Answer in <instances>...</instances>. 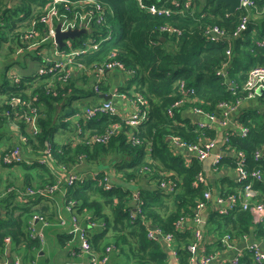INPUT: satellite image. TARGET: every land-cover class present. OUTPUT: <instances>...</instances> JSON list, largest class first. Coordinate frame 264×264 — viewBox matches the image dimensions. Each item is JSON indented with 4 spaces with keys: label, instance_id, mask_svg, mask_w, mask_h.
<instances>
[{
    "label": "trees",
    "instance_id": "1",
    "mask_svg": "<svg viewBox=\"0 0 264 264\" xmlns=\"http://www.w3.org/2000/svg\"><path fill=\"white\" fill-rule=\"evenodd\" d=\"M46 1L0 0V49L5 44V52H0V96L6 95L5 102L0 104V138L4 134L1 130L8 128L9 121L15 120V126L22 122L16 129L11 128L15 131V139L9 147L0 151L1 155L18 145L25 148L26 142L20 140L21 134L29 136L32 148L43 151L51 147L52 156L56 159L55 166L59 171L61 166L70 170L82 161L85 162L88 168L84 171L88 172V177L67 186L65 195L68 201H74L78 213L89 210L98 217L86 218L85 214L82 217L80 215V221H85L82 224L96 250L102 252L107 245H113L123 251L126 257H136L140 264H167V253L162 249L161 241L149 239L146 235V223H150L163 233L173 234L177 252L183 260L186 257L185 246L193 235L190 229L176 228V221L181 217L189 218L194 215L197 200L203 197L206 189H211V185L194 183L198 174L204 173L201 160L194 156L186 164L179 152L180 149H185L176 146L177 144L174 147L170 138L200 144L215 138L219 130L216 127L198 128L196 124L191 125L189 119L180 116V110L184 106L174 108L171 114L168 113V108L181 97V81L186 87L194 88V93L187 97L190 101L186 105L189 107L201 108L218 115V102H235L236 97L227 89L229 82L226 81V76L241 84L250 67L264 65V53L255 45L256 39L264 38V0H254L253 8L250 7L247 11L239 8L234 13L227 12L228 6L225 3L216 4L213 0H144L173 9L174 12L170 15L147 13L138 7L136 0H98L104 6L105 22L96 28L87 29L80 39H73V44L90 36L101 38L108 32L111 39L101 42L97 50L77 57L75 62L82 63L86 70L111 54L121 61L124 68L134 71L128 88L120 90L131 97H134V92L141 95L140 105L146 115L134 127L125 125L120 117L108 112L90 119L80 118L77 121L79 126L76 127L70 116L96 102L88 104V101H79L73 104V101L88 95H95L98 99V94L88 86L87 75L77 77L71 74L62 81L58 75L36 74L37 68L45 63L43 56L37 54L41 46L38 48L37 44L31 45L37 42L36 38L24 41L20 36L30 25V21L40 15ZM176 10L179 11L175 12ZM245 12L250 15L252 22L249 21L247 28L234 37L233 33ZM115 23L120 25L119 32L114 29ZM167 25L178 28L180 33L164 31L162 26ZM214 25L223 29L225 34L211 41L206 37L205 29ZM39 29L43 30L41 24L38 31ZM241 35L243 36L239 38ZM63 47L68 50L69 46ZM226 50L230 53L227 54ZM28 57L36 64L32 73L25 72L27 65L24 60ZM223 62L227 64V75L216 73ZM11 65L19 67L21 72H9ZM132 84H135L134 92L130 93ZM104 86L99 84L100 91L107 90V86ZM16 95L31 100L36 108L39 130L35 135H27L23 122L25 118L22 117L27 107L12 103L11 97ZM256 100L254 114L249 111L250 113L245 112L239 117L249 127L247 136L239 137L235 134L230 144L236 150L244 151L245 167L248 170L259 168L264 174V160L257 161L253 157V152L264 144V92ZM57 107H60V111H57ZM114 122L123 125L119 133L106 142L88 141V135L105 133ZM59 128L63 133H68L61 144L55 140ZM75 137L86 140L71 143V138ZM223 162H218L217 167L230 163L228 160ZM108 164L114 169L102 170ZM19 165L28 168L26 164ZM105 171L112 183L110 189H105L98 182L103 180ZM94 172L98 177L92 175ZM35 176H38V181H34ZM141 178L152 181L156 187H138L141 210L131 219V201L136 191V181L139 182ZM25 179V185L21 186L23 190L26 187L53 183L56 176L52 173L34 175L26 172ZM161 179L176 180L177 189L171 193L165 192L158 186ZM259 185L264 192L263 182L254 180L252 183L254 189ZM16 195L11 191L0 196V257L3 259L6 257V236L15 245L23 243L36 248L38 240L28 235L29 220L34 212L50 218L45 213L46 207L33 208L28 201L20 203L16 200ZM13 203L17 204L11 205ZM105 207L110 210L107 215L102 213ZM15 209L19 210L18 213L14 212ZM63 213L68 212L64 210ZM101 217L105 219V229L92 233V230H100ZM93 220L98 226H88V221ZM249 220L248 210L236 209L227 215L211 217L208 228L219 229L220 233L217 232L220 236L225 233L239 236L249 231ZM263 229L264 225L257 227L259 235ZM58 237L62 243L68 239V236L62 234ZM244 264H255L251 255Z\"/></svg>",
    "mask_w": 264,
    "mask_h": 264
},
{
    "label": "built area",
    "instance_id": "2",
    "mask_svg": "<svg viewBox=\"0 0 264 264\" xmlns=\"http://www.w3.org/2000/svg\"><path fill=\"white\" fill-rule=\"evenodd\" d=\"M138 7L150 14H164L170 15L174 12L173 9H170L167 6L158 5L156 2L147 3L144 0H136ZM254 0H240V9L247 11L250 7L254 6ZM186 5V4H185ZM179 10H176L177 12ZM250 21V15L245 12L242 14L240 19V23L238 24L236 30L233 33V36L236 37L240 34V32L244 31L247 28V25ZM105 22L104 17V6L98 0H47L44 6L42 7L41 13L39 16L33 18L30 21V26L25 29V31L21 34L20 38L24 41L30 40L32 38H36L38 33H41V41H50L51 44L56 45L57 42L55 40L56 27L59 25L60 31H67L72 29H80L84 28L91 29L93 27L101 26L102 23ZM42 25V29H39V25ZM162 29L171 34L176 33L179 34L180 30L173 26H162ZM224 30L220 27L214 25L205 29V35L207 38L214 41L218 37H222L224 35ZM111 39V34L108 32L101 38L95 37H87L80 41L79 46L77 48H70L69 50H64V53L57 59L52 60L51 58H45L42 65L37 68L36 74L38 75H58L59 80L65 81L72 74L71 67L73 65H77L79 68L85 70V66L82 63H76L75 59L83 54H86L90 51L97 50L99 45L103 41H107ZM36 43H32L34 46ZM72 44L68 42V46L70 47ZM255 45L264 53V38L257 39L255 41ZM40 51H38V54ZM226 53L229 54V50H226ZM113 67H119L125 70V72L133 75V70L124 68L121 61L114 58L113 55H109L102 62L93 63L89 68L86 69V72L94 73L98 78H101L106 70H109ZM91 68V69H90ZM227 64L223 62L222 66L216 71L217 74L227 75ZM17 80V78H16ZM99 84L100 82L95 83L94 92L99 93ZM227 89L231 91L236 100L234 103L229 101H220L217 103L216 107L219 109V114L215 115L214 113H208L201 108L190 107L196 113H199L211 121L215 122L220 127H224L222 130V144L226 149H232L233 147L230 144V141L233 135H237L239 137H245L248 134L249 127L242 122V119L239 117H232L233 113L236 110V107L239 103L244 102L245 100L251 99H259L261 94L264 92V65H254L249 68L247 71L246 79L238 84L236 82L230 81L228 83ZM179 91L181 97L171 103L168 108V113L171 114L174 108H181L184 106L189 107L186 103L190 100L187 97L194 93L193 87H186L181 81L179 84ZM13 104L17 103L22 106H26L27 109L24 110L22 117L25 118L27 125H29L27 135H35L38 132L37 126V113L36 108L32 105L31 100H27L22 98L19 95L12 96ZM132 102L134 105V112L130 115H121L119 110L113 105L110 100H102L98 101L94 104L88 105L82 109L81 112L75 113L73 116V120L76 123V127L79 126L77 121L80 118L90 119L97 114H101L103 112H108L110 115H117L121 117L125 125L135 126L141 119H143L146 115V112L141 107L140 103L142 102L141 95L138 92H134V97L132 98ZM232 123L235 126V130H233L230 125ZM119 122H114L110 128L103 134H91L88 135L87 139L89 142H106L108 138H111L112 132H116L120 127ZM198 128H203L206 125L203 122L197 123ZM219 127V128H220ZM117 133V132H116ZM218 136L215 138L206 140V142H201L203 144H189L183 141H178L176 137L173 138L176 146L183 147L188 153L194 154V156L198 157L201 161L210 156L212 148L215 146ZM83 138V137H82ZM81 138V139H82ZM79 139V138H78ZM20 140L22 142H26V145H30L29 136H24L20 134ZM138 141V140H136ZM235 161L233 168L237 172L236 182L239 185V188L234 190V192H230L229 194L222 195L218 194L215 198L216 202L219 204L228 203L227 209H219L218 214L224 215L236 209H244L248 210L250 213L251 223L254 225L263 224L264 223V200L258 196V192L253 188L252 183L254 180L260 181L264 183V174L258 169L248 170L245 167V157L244 151L241 149H235ZM44 156L43 161H47L52 158L51 147L46 148L41 153ZM24 157V147L21 145L15 146L12 149L4 152L0 159L2 163L6 165H11L15 163H19L23 160ZM253 157L255 160L260 161L264 160V144L259 147V149L253 152ZM221 162V156L217 155L213 157L212 164L217 167V163ZM220 166V165H219ZM61 172L64 173L65 177V191L67 186L72 185L76 181H82L84 179V175L82 173H77L74 169L66 170L64 166L61 167ZM97 173H92L94 177H98ZM194 183H203L209 185V181L204 173L200 172L197 176V179ZM99 183L105 188L110 189L112 187V183L107 171H105V175L103 180H99ZM61 180L58 177L55 182L50 184H45L43 186H34V187H26L24 193L32 196H43V197H52V195L61 189ZM178 182L176 180L168 179L166 181L160 180L158 186L163 190H167V192L171 193L177 189ZM65 193V192H64ZM139 192L135 191L133 198H137V204L133 209V213L130 214V218H135V213L140 212V203L142 202L139 199ZM213 197L212 190L206 189L203 193V197L198 199L194 206V216L192 217L193 221L196 223L195 227L192 229L193 238L192 240L185 246L188 261L186 263L176 262L175 264H209L214 258L215 254L213 252H209L207 248L201 243L203 240L204 232L202 229V224L200 217V211L204 209L208 202ZM63 207L69 213V216L66 217L59 209L57 210L56 216L58 218V224L61 227L67 226V233H73L77 235V246L74 250H72L73 254H77L80 256V260L76 264H110L109 263V255L112 250L116 249L113 245H107L102 252H99L95 249L91 239L88 237L86 232V228L80 223V215L77 211V207L74 205V201H68L66 198L63 201ZM54 213V215H55ZM185 218L181 217L176 221V228L179 227L180 223ZM35 221H40V227L35 226ZM50 224L49 220L41 215V214H33L29 220L28 224V235L30 238L39 240V243H43L45 240L44 236V227ZM101 224V223H100ZM102 225V224H101ZM88 226L96 227L98 223L96 221H88ZM146 235L149 239H160L165 243V247L176 255V250L174 248L175 238L172 233H163L159 228H152L150 223H146ZM246 235H242L241 238H245ZM235 237L229 233L223 234L219 237V243L223 245V247L230 248L234 245ZM264 240V235H263ZM10 241V237H5L4 242L7 243ZM253 259L255 264H264V247H259L258 244L252 243L247 248ZM241 255H236L231 263L232 264H240ZM3 264H7L5 260ZM12 264H21L20 258L16 257L13 260Z\"/></svg>",
    "mask_w": 264,
    "mask_h": 264
},
{
    "label": "crops",
    "instance_id": "3",
    "mask_svg": "<svg viewBox=\"0 0 264 264\" xmlns=\"http://www.w3.org/2000/svg\"><path fill=\"white\" fill-rule=\"evenodd\" d=\"M251 22H252V20H250V23ZM242 36L243 35H241L239 38H241ZM41 37H42L41 33H38V35L36 37L37 45H38V48H39V46H42L41 48L38 49V51L51 56L53 58L52 60L60 57L59 50H65L66 48H64L63 46L67 45L68 42H72V45L70 47H67L68 50L70 48H77V46L79 44V43H76L74 45L73 44L74 40L69 39V38H65V39H63V43H64L63 46H59L58 43L56 45H54V44H51L50 41H41ZM78 38L80 39L81 36H79ZM26 60H30V63L27 64L25 72L29 71L30 73H32L36 68V64L34 62H31V59H26ZM71 72H72V75L73 74L77 75V77L81 76V75H87L89 88L93 89L95 83H97V82H100L102 84V86L105 85L104 87L107 86L106 87L107 90L105 89V90L97 93L98 99L95 98V95H88L87 97L79 98V101H88V104H90L94 101L98 102V101H102V100H107V99H104L103 97H101V94H106V95H110V98L108 100H110L113 103V105L119 110L121 115H130L134 112V105L132 102L133 97L129 96L128 94L123 95L122 91H120L121 89L128 88V82L130 81V77L132 76L131 74L125 72L124 69L119 68V67H113L109 70H106L101 78H98L92 72H90V73L84 72V69L79 68L77 65H73L71 67ZM226 81H228L229 83L231 81L228 76H226ZM79 83H81V81H79ZM134 87H135V84H132L130 91H129L130 93L134 92V90H133ZM93 91H94V89H93ZM133 96H134V93H133ZM257 101L258 100L251 99V100H245L244 102L239 103L237 105L236 110L233 113L232 117H240L243 113H245V112L247 113L249 111H251L252 114H254L253 111L255 109V103H257ZM251 106H253V107L251 110H249V108ZM255 112L258 113L257 111H255ZM180 116L183 119H189L191 125H195V124L197 125L198 122H203L207 127H216L219 130V132L217 134L218 137L216 138L217 142H216L215 146L212 148L210 156H208L207 158H205L204 160L201 161L202 162V169L205 173V176L207 177V179L209 181V184L211 185V190H212V194H213V197L208 202V205L200 211V217H199L201 219V222H203L202 229L204 232L203 240L201 241V243L207 248V250L209 252H213L215 254V258L209 264H232L231 261L236 255H241L240 264H244L246 261H248L250 259V254L248 251H246V248L250 244L256 243V244H258L259 247H262V248L264 247V240H263L264 229L262 231H260V235L258 234V230H257V227L261 226V224L254 225L251 223V220H249L250 221L249 222V231L245 232L243 234H239V236L234 235V237H235L234 245L231 246L230 248L223 247V245H221L219 243V237H221L219 234L220 233L219 229H217L215 227L208 228V224H210L209 221H210L211 217H213V216L219 217L220 215L218 214V210L221 208L222 209L228 208L227 202H225L224 204L217 203L215 200L216 196L219 193H223L225 195L229 194L230 192H233L234 190L239 188V185L236 182L237 172L234 170L233 165L231 164L232 162L235 161V151H234L235 148L226 149L224 147V145L222 144L221 137H222V130L225 129L224 127L219 126L220 127L219 128L218 126H216L217 124L215 122L211 121L209 118H207V117H205L199 113H196L192 108H190V107L181 108ZM70 118H71V116H70ZM9 123H11V126L8 127L7 131L10 132L14 136L15 131L12 130L11 128L16 129L15 120L9 121ZM230 127H232L233 130L236 129L233 123H232V125H230ZM62 131L63 130H58V132L56 134V136L59 137L58 138L59 140H56V141H58L60 144L66 140V137L68 135V133H63ZM14 138L15 137H13V140H14ZM170 141L173 144V146L176 147L175 142L172 138H170ZM32 149L33 148L30 145H25L24 157H23V160L21 161V163H15V164H11V165H13V166H18L19 164H26L27 165L28 161L33 162L39 158H41L40 160L43 161L44 156L41 154L42 150L41 149L39 150L37 148L38 153H33ZM179 152L181 153V156L183 157L184 162L186 164L190 163L191 158L194 157V154L188 153L186 150L180 149ZM217 155L221 156V161L223 160L225 162L228 160L230 163H227L224 165L222 164V165L216 167V169H215V167L212 164V161H213V157L217 156ZM0 157H1V152H0ZM148 159L150 160V158H148ZM47 161L51 162L52 159L51 160L49 159ZM0 162L2 163L1 159H0ZM2 164H4V163H2ZM8 166H10V165H8ZM19 166H22V165H19ZM52 167L54 170L56 169L55 165ZM76 167H77V169L75 170ZM76 167L74 168V171L77 173H82V172H84V170H86V168H88V166H86L85 162H83V161L81 163H79ZM113 169H114L113 166L108 164V166L104 167L102 170L112 171ZM6 172L9 173L10 175L17 176V177H20V175H21L19 173V171L17 169H14L13 167H11L10 171H7V169H6ZM12 172H15V174ZM52 174L56 176V179L59 177L61 180V183H62L61 189L57 190L52 195V197H49V198L48 197H45V198L41 197L40 198V197H35L32 195H27L24 193V190L21 189V187H17V186H22V185H18V184L16 187H13L10 191H8V192L14 191L15 193H17L16 200L19 201L20 203H26L28 201V204H30L31 207H33V208L46 207L45 213L50 216V218H47V219L49 220L50 224H52V225L44 227L45 240L41 244L39 243V240H38V247H36V248L34 246L29 245L28 243H27L28 245H25L23 243H21L19 245H15L14 242L11 241V238H10L9 242H7V243L4 242V251L6 252L5 253L6 257H4V259L0 257V264H3L5 260L7 261V264H12L13 260L16 257L20 258L21 264H76L81 259L79 255L72 253V250H74L78 244L77 243V239H78L77 235H75L73 233L68 234L67 233V226L61 227V225L58 224V218L56 216V213L54 215V212L55 211L57 212L58 209L62 213L65 210L63 207V201L66 198V195L64 193L65 192V190H64L65 184H66L64 173L56 169L54 171V173L52 172ZM10 178H11V176H10ZM136 183H137L136 189H134V190H136L138 192H140L139 189H142V188L154 189L156 187L155 183H153L152 181H149L145 178H141V180L139 182L136 181ZM40 186H42V184ZM138 187H139V189H138ZM256 190L258 192L259 198H260V196L262 197L263 191L260 190V185H259V187H257ZM164 191L166 192L167 190L165 189ZM260 193H261V195H260ZM22 196H24L25 199H22ZM38 199H41L42 201L40 203H36V201ZM131 203H132V209H134L135 205L137 204V198L134 197L132 199ZM16 204L17 203H13L12 205H16ZM105 208H104V212H105ZM109 212H110V210L108 208V213ZM35 213L36 212H34L33 214H35ZM194 213H195V211H194ZM83 214L86 215V218L94 217L93 214L91 213V211H89V210L84 211L82 213H79V215H81V217ZM64 215L66 217H68L69 213L64 214ZM192 217L185 218L180 223V225L178 227L179 230L190 229L191 233H192V229L196 225V223L193 221ZM34 223H35V226L37 228L40 227V224H41L40 221H38V222L35 221ZM80 223H81V221H80ZM82 223H85V221H82ZM83 227H85V226L83 225ZM105 227H106V222L104 223V229H105ZM208 229L210 230V232ZM212 230H216V231H212ZM99 231H102V229L101 230H92V233L99 232ZM59 234L68 236V239H66L65 243L61 242V239L58 237ZM244 234L246 235V237L241 238V236ZM6 237H9V236H6ZM192 238H193V236H192ZM157 239H159L161 241V245H162L161 247L167 253V255H166V263L167 264H175L176 262L186 263L188 261L187 253H186V257L182 260L180 254L177 252L176 240L174 242V248L176 250V255L174 256L173 253L165 247V243L163 242V240L160 239V237H158ZM185 251H186V249H185ZM136 259H137L136 257L131 258L130 255H128L126 257L124 255V252L119 250L118 248L112 250L110 255H109V263L110 264H140L137 262ZM150 264H152V263H150Z\"/></svg>",
    "mask_w": 264,
    "mask_h": 264
},
{
    "label": "rangeland",
    "instance_id": "4",
    "mask_svg": "<svg viewBox=\"0 0 264 264\" xmlns=\"http://www.w3.org/2000/svg\"><path fill=\"white\" fill-rule=\"evenodd\" d=\"M13 2H14V0H13ZM30 25H28L26 28H28ZM25 28V29H26ZM114 29H116V31L117 32H119L120 31V25L118 24V23H115V25H114ZM113 38H115V35L113 34ZM71 44H72V42H71ZM67 45H68V43H67ZM2 47H1V49H0V52L3 54L5 51H4V47H5V44H2L1 45ZM42 47V46H41ZM40 47V48H41ZM18 51V50H17ZM91 52V51H90ZM20 53H21V51L18 53V55H19V59L21 58V55H20ZM38 53V52H37ZM64 53V50H59V55L61 56L62 54ZM89 53V52H88ZM40 55H42L43 56V58H42V60H44L45 58H51V59H53L51 56H49V55H47V54H45V53H42V52H40L39 53ZM54 55V54H53ZM26 59H29V57L28 58H26ZM24 60V61H26V65L28 64V63H30V60ZM36 60H38V59H36ZM40 61V60H39ZM91 69V68H90ZM21 72V70L19 69V67H17L16 65H11L10 67H9V72H12V73H16V72ZM84 72H86V70H84ZM240 72H242V71H240ZM247 74V73H246ZM231 81H233V82H237L236 80H234V79H231ZM48 85H50V84H48ZM123 95L125 94V93H122ZM5 97H6V95H2V96H0V104H2L3 102H5ZM4 100V101H3ZM7 100V99H6ZM77 100H75V101H73V104H76L77 102H76ZM12 103H13V100H12ZM57 111H60V107H57ZM248 115H250V114H248ZM73 117L74 116H72L71 117V119H73ZM119 117V116H118ZM121 118V117H120ZM24 127H25V130H26V132L28 133V129H29V125H27V123H26V120L24 119ZM22 122L20 121V122H18L17 124H16V126L18 127L20 124H21ZM11 126V123H7V127H10ZM122 127H123V125H121L118 129H117V131L116 132H120V130L122 129ZM134 127V126H133ZM207 128H210V127H207ZM196 129H198V128H196ZM8 130V128L5 130V131H3V130H1V133H4L3 134V136L0 138V150H2L3 148H6V147H9L10 146V144L13 142V135L10 133V132H8L7 131ZM10 130V129H9ZM58 130H62V129H58ZM199 130V129H198ZM116 132L114 131V132H112V134H111V136H114L115 134H116ZM29 134V133H28ZM59 137H55V140H59L58 139ZM15 139V138H14ZM78 140H86L85 138H82V139H78L77 137H75L74 139H72L71 138V143H76ZM58 142V141H57ZM206 142V141H205ZM201 144H203V143H201ZM33 150V153H38V149L36 148H33L32 149ZM41 158H39V159H36V161H33V162H31V161H28L27 162V166H28V168H24L23 166H8V165H4V164H2L1 162H0V196H4V195H6V193L8 192V191H10L13 187H16L17 186V184L18 185H25V182H26V179H25V174H26V172L27 173H32V174H34V175H36V174H38L39 175V173H43L44 175H49V173H50V175H51V173L53 172L54 173V171L56 170H54L53 169V167L52 166H54V165H57L55 162H56V159H55V157H53V159H52V161L51 162H48V161H41L40 160ZM11 167H13L14 169H17L18 171H19V173L21 174L20 175V177H17V176H13V175H10L9 173H7L6 172V169H7V171H10V169H11ZM62 167V166H61ZM60 167V168H61ZM48 169V170H47ZM46 170L48 171V172H46ZM12 173H14L15 174V172H12ZM82 174L84 175V178H87L88 177V172L87 171H84V172H82ZM11 176V178H10V176ZM38 176H35L34 178H35V180L34 181H38V178H37ZM32 182H33V180H32ZM45 185V184H44ZM17 187H21V186H17ZM35 197H42V198H45V197H43V196H35ZM22 199H25V197L24 196H22ZM262 200H264V192H263V195H262ZM42 200L41 199H38L37 201H36V203H40ZM12 205V204H11ZM18 209H15L14 210V212L15 213H18ZM55 213V212H54ZM103 214H105V215H107L108 214V208L106 207L105 208V212H102ZM95 218H98L96 215H95V213H94V215H93ZM109 219H110V217H109ZM104 223H105V219L103 218V217H101V224H102V226H101V228H100V230L102 229V230H104ZM111 233H108V235H110ZM129 240L130 241H132V239L131 238H129Z\"/></svg>",
    "mask_w": 264,
    "mask_h": 264
},
{
    "label": "water",
    "instance_id": "5",
    "mask_svg": "<svg viewBox=\"0 0 264 264\" xmlns=\"http://www.w3.org/2000/svg\"><path fill=\"white\" fill-rule=\"evenodd\" d=\"M216 4L223 2L225 3L227 7L228 13H234L237 9L240 8V0H213ZM86 33V29L80 28V29H72L67 31H60L59 25L56 27V34H55V40L58 43L59 46H63V39L69 38V39H75L76 37H79L81 34ZM101 97L104 99H109L110 95L101 94ZM152 228H155V226H152Z\"/></svg>",
    "mask_w": 264,
    "mask_h": 264
},
{
    "label": "clouds",
    "instance_id": "6",
    "mask_svg": "<svg viewBox=\"0 0 264 264\" xmlns=\"http://www.w3.org/2000/svg\"><path fill=\"white\" fill-rule=\"evenodd\" d=\"M81 35H82V34H81ZM81 35H80V36H81ZM83 55H85V54H83ZM81 56H82V55H81ZM260 194H261V193H260ZM261 198H262V197H261ZM229 213H230V212H229ZM225 215H226V214H225ZM262 225H264V223H263ZM152 226H154V225H152Z\"/></svg>",
    "mask_w": 264,
    "mask_h": 264
}]
</instances>
